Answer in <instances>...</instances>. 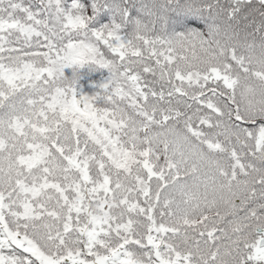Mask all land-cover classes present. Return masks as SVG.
<instances>
[{"label": "snow or ice", "instance_id": "snow-or-ice-1", "mask_svg": "<svg viewBox=\"0 0 264 264\" xmlns=\"http://www.w3.org/2000/svg\"><path fill=\"white\" fill-rule=\"evenodd\" d=\"M0 264H264V0H0Z\"/></svg>", "mask_w": 264, "mask_h": 264}]
</instances>
